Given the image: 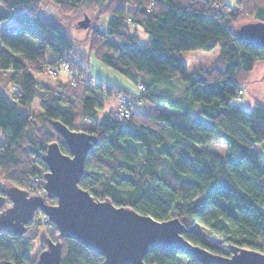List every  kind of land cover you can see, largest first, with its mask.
Returning a JSON list of instances; mask_svg holds the SVG:
<instances>
[{"label":"trees","instance_id":"16d2710c","mask_svg":"<svg viewBox=\"0 0 264 264\" xmlns=\"http://www.w3.org/2000/svg\"><path fill=\"white\" fill-rule=\"evenodd\" d=\"M48 1L66 15L81 11L84 17L85 6H96L95 21L87 17L89 51L74 48L57 18L40 15L43 0H0V25L5 26L0 34V130L5 138L0 190L7 184L46 196L48 144L57 141L71 154L53 125L60 121L97 137L80 179L96 199L109 198L160 220L178 216L186 225L185 237L214 253L228 255L229 244L264 252V154L254 149H264V103L257 101L250 111L232 105L256 64L264 61V49L240 41L236 29L246 20L264 21V0H236L234 5L227 0ZM11 18L20 25L15 32L6 27ZM27 36L40 44H28ZM214 49L213 64L189 73L183 52ZM93 55L136 85L142 83L140 94L105 82L88 85L93 77L83 63ZM63 61L73 76L37 77ZM177 81L184 84L182 90ZM97 91L151 107L135 110L132 102L129 117L116 115L117 108L97 120L104 108ZM36 100L41 112L33 114L29 108ZM87 121L95 124L87 126ZM217 129L227 144L224 155L205 147ZM34 219L27 232L40 237L42 251L47 239H57L58 230L39 214ZM61 243L63 264H104L102 255L76 239L61 238ZM32 251L31 239L0 224V264H36ZM144 260L202 264L179 250L158 247H151Z\"/></svg>","mask_w":264,"mask_h":264},{"label":"water","instance_id":"95a60500","mask_svg":"<svg viewBox=\"0 0 264 264\" xmlns=\"http://www.w3.org/2000/svg\"><path fill=\"white\" fill-rule=\"evenodd\" d=\"M82 26L88 27L85 16ZM240 41L264 49V21L248 20L236 29ZM55 129L64 138L71 154L64 153L57 141L48 144L43 156L48 165L44 174L46 196L31 194L17 186L1 187L0 224L18 236L27 232L38 211L49 217L58 230L57 239H47V247L36 264H63L61 238H73L104 257V264H147L151 247L179 250L202 264H264V252L227 245L230 255L210 251L194 244L184 235L186 225L173 216L160 220L132 207L117 206L109 198L96 199L80 185L86 157L97 137L85 130H74L60 121ZM56 199L48 203L46 199ZM10 203V205H8ZM3 264H15L5 260Z\"/></svg>","mask_w":264,"mask_h":264},{"label":"rangeland","instance_id":"374dc122","mask_svg":"<svg viewBox=\"0 0 264 264\" xmlns=\"http://www.w3.org/2000/svg\"><path fill=\"white\" fill-rule=\"evenodd\" d=\"M228 3L234 5L236 3V0H227ZM84 12H87V17H91L93 19V22L96 19L97 14V8L93 4H88L84 8ZM47 14L57 18L61 22V24L69 30L70 36L72 37L74 41V48L77 50L89 51V29L87 27L82 26L81 22L84 20L83 14H81V11H74L69 15H66L60 11L57 4L54 2H49L48 0H43V5L41 8L40 15L44 19H48ZM45 16V17H44ZM103 19L100 18V20ZM248 21V20H246ZM244 22V21H243ZM7 29H10V26L6 24ZM5 31V26L3 24L0 25V34H2ZM26 41L30 45L38 46L40 43L39 41L31 38L30 36L26 37ZM1 46V43H0ZM218 54V49H214L212 51H203V50H193V51H186L182 53V58L184 62L188 66V71L191 74H194L196 72H199L202 68H206L214 63L215 58ZM83 66L87 69V72L93 77L94 81H89L90 83H108L110 85H117L119 87L125 88L132 93L135 94V96H138L140 94V89L138 85H136L130 78L126 77L116 69L108 66L98 58H96L94 55L90 57L89 61L84 62ZM69 76H71V73H65ZM57 75H52L51 72L48 70V67H45L43 71H41L40 74L37 75V77L42 81H52L53 77H56ZM142 80V79H141ZM177 90H182L184 87V84L180 81H177ZM176 82V84H177ZM176 87V86H175ZM15 89V87H13ZM99 96L104 97V108H101L98 110L97 113V120H101L103 116L109 114L110 110L120 108V100L118 97H115L114 95H108V94H101V91L98 93ZM133 108L135 110H140L143 112H148L151 103L150 102H144L139 101L136 99H132ZM257 101L264 103V61H259L255 68L252 70L248 77L247 83H245L243 87V92L241 95V98L238 99V97L234 98L232 100V105L240 107L244 110L250 111L255 107V103ZM163 110H171L168 106H161ZM29 110L33 114H38L41 112V107L39 104V101L36 100L34 103L30 106ZM95 122L93 121H87L86 125L91 126L94 125ZM5 140L3 136L2 130H0V143H3ZM132 145L134 147L137 146V142L131 140ZM140 145V144H139ZM208 149H211L215 152H217L220 155H224L227 149V144L223 141L222 138V131L221 129H217L215 132L214 140L205 146ZM255 150L261 151L264 154V149L261 145H256L254 147ZM45 181L43 176V182ZM5 181L3 179H0V184H3ZM45 183V182H44ZM49 200V198H47ZM39 217L44 221V215L39 214ZM35 220V219H34ZM34 222V221H33ZM55 225V224H54ZM44 229H49V225L45 224ZM46 229V230H47ZM198 229L202 232V234L206 233V230L202 229L201 227H198ZM25 237L28 239H31V242L33 243V251L31 253L32 258L35 259L38 257L39 253L41 252L42 247L44 246L42 240L40 237L35 235L34 231L29 230L26 232ZM228 249V248H227ZM183 259V258H182Z\"/></svg>","mask_w":264,"mask_h":264},{"label":"built area","instance_id":"2783aa9c","mask_svg":"<svg viewBox=\"0 0 264 264\" xmlns=\"http://www.w3.org/2000/svg\"><path fill=\"white\" fill-rule=\"evenodd\" d=\"M7 24L10 26V31H17L20 27L19 23L14 19V18H11L7 21ZM48 70L51 72L52 75H57V74H60V73H71V70H70V64L68 62H61L58 66H54V67H48ZM71 76H73V73H71ZM88 85H91L93 86L94 84L93 83H90L88 82ZM140 89H143L144 86L142 83L139 84L138 86ZM242 92L243 90H239L238 91V99L241 98V95H242ZM119 100H120V108H119V112L116 114L118 116H124V117H129L130 115V107H131V104H132V100L130 97L126 96V95H123V94H120L118 96ZM44 221H48V222H51L49 217L46 216L44 214ZM34 220V219H33ZM36 223V221H35ZM53 223V222H51ZM54 224V223H53Z\"/></svg>","mask_w":264,"mask_h":264},{"label":"flooded vegetation","instance_id":"af4514ba","mask_svg":"<svg viewBox=\"0 0 264 264\" xmlns=\"http://www.w3.org/2000/svg\"><path fill=\"white\" fill-rule=\"evenodd\" d=\"M0 193H2L1 190H0ZM46 201L49 203L48 199H46ZM55 203H56V202H55ZM8 205H10V203H8ZM40 213H42V212H41V211H38L36 214H40ZM46 247H47V243H46L45 248H46ZM227 254L230 255L231 252L227 251Z\"/></svg>","mask_w":264,"mask_h":264},{"label":"crops","instance_id":"0c3cea01","mask_svg":"<svg viewBox=\"0 0 264 264\" xmlns=\"http://www.w3.org/2000/svg\"><path fill=\"white\" fill-rule=\"evenodd\" d=\"M94 81V80H93Z\"/></svg>","mask_w":264,"mask_h":264}]
</instances>
